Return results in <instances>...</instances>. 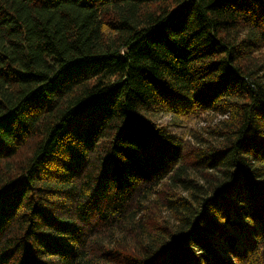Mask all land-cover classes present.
Returning a JSON list of instances; mask_svg holds the SVG:
<instances>
[{"label": "trees", "instance_id": "obj_1", "mask_svg": "<svg viewBox=\"0 0 264 264\" xmlns=\"http://www.w3.org/2000/svg\"><path fill=\"white\" fill-rule=\"evenodd\" d=\"M0 264H264V0H0Z\"/></svg>", "mask_w": 264, "mask_h": 264}, {"label": "rangeland", "instance_id": "obj_2", "mask_svg": "<svg viewBox=\"0 0 264 264\" xmlns=\"http://www.w3.org/2000/svg\"><path fill=\"white\" fill-rule=\"evenodd\" d=\"M156 123L166 126L170 132L184 139H189L192 133L201 132L206 127L214 125L218 119L214 116H200L196 118H180L171 113L154 112Z\"/></svg>", "mask_w": 264, "mask_h": 264}]
</instances>
